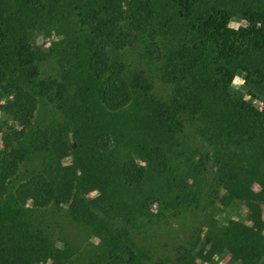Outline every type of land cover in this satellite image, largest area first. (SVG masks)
Returning <instances> with one entry per match:
<instances>
[{
  "label": "trees",
  "instance_id": "1",
  "mask_svg": "<svg viewBox=\"0 0 264 264\" xmlns=\"http://www.w3.org/2000/svg\"><path fill=\"white\" fill-rule=\"evenodd\" d=\"M0 109V264H264V0H0Z\"/></svg>",
  "mask_w": 264,
  "mask_h": 264
},
{
  "label": "rangeland",
  "instance_id": "2",
  "mask_svg": "<svg viewBox=\"0 0 264 264\" xmlns=\"http://www.w3.org/2000/svg\"><path fill=\"white\" fill-rule=\"evenodd\" d=\"M246 24V22L240 18H233L229 25L232 28H238L240 25ZM63 35H59L56 32L52 33H45V32H37L35 33L33 37V41L36 46L45 47L47 48L48 45L51 44L53 41H59L61 40ZM232 87L234 89H240L244 92L245 98L247 100H251L250 96L248 95L246 88H244V79L241 74L235 75L233 81H232ZM7 99L3 97L1 99V103H5ZM257 105H260L259 101H254ZM45 109L40 108L39 114L43 117L45 116ZM15 121L13 118L7 114L3 109H0V124H7V125H14ZM0 146H1V134H0ZM96 192H92L88 196L91 197L92 195H95ZM262 211H263V217H264V204L262 205ZM49 213L46 215L48 219L51 220L52 227H56V231L54 232V235L57 236L58 230H60V226H63L62 234H67L69 237H72V239L76 238V241L79 240L82 236V229L79 228L75 222L70 220V218L67 215L66 208L61 207L60 209L49 210ZM217 219L220 223H226L230 219H239L243 220L248 224L254 223V217L250 214L249 209L246 207V205L242 201H232L230 204H220L218 210H217ZM47 214V213H46ZM50 217V218H49ZM65 228V229H64ZM67 228V229H66ZM91 241L94 243L98 242V235H93L91 237ZM199 264H238V262H231L230 254H218L215 255L212 261L204 262L201 260H198Z\"/></svg>",
  "mask_w": 264,
  "mask_h": 264
}]
</instances>
